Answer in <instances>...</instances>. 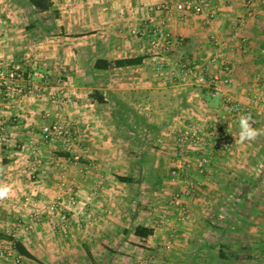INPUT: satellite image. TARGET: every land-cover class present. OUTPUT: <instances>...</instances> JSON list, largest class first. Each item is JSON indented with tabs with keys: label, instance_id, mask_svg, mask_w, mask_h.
<instances>
[{
	"label": "crops",
	"instance_id": "1",
	"mask_svg": "<svg viewBox=\"0 0 264 264\" xmlns=\"http://www.w3.org/2000/svg\"><path fill=\"white\" fill-rule=\"evenodd\" d=\"M51 1L57 16L54 18L52 31L47 33L46 23L52 20L50 13L43 15L28 13L30 23L42 19V26L36 25L31 28L29 23L23 29H19L21 28L19 26L14 29L6 27L5 19L10 16V13L5 11L7 1L0 0V23L6 27L0 32V67L15 65L26 71L41 67L37 69L42 70L46 76V82L42 84L38 80L35 81L41 84H37V87L43 88L41 101L35 98H23L27 101L19 102L21 104L15 102L13 108L8 112H4L2 108L0 111L10 135L18 137V142L14 140L15 144H10V148L15 145L19 148L25 147L28 142L35 141L37 136L34 130L41 128L45 122L42 119H46V121L60 120L71 129H76L78 148L86 151L87 155H83L80 159L82 165L86 164L85 167L78 166L79 171H71L72 173L69 174L71 177V174L74 173L75 182L82 186L75 208L67 206V211L71 209V211L77 210L79 213V216L75 213V224H71L69 230H75L82 245L86 243L89 246V248L82 247L86 250V253L82 250L83 253L94 258L95 252L91 248L92 244L104 239L124 242L127 237V233L124 234V231L115 228L113 232L114 235H118L117 238H112L113 234L110 233H105L100 238L96 228V220L100 219L102 207L104 208L106 205V209H114L116 205L119 206L120 199L125 207L126 201L131 197L129 186H127L129 184L120 182L118 176L131 178L133 173H138L134 175L136 177L135 183H133L135 184L134 189L145 191L147 189L144 188L147 185L146 180L150 178L151 174L145 167L146 154H142V151L147 153L145 149L147 128L143 130L145 134L142 140L141 136L128 139L131 146L136 147L135 144H138L141 149L138 157L136 156L137 152L132 149H129V154L125 153L128 149L127 140L119 138L121 131L124 133L126 131L134 132L138 127L137 122L134 124L130 122L131 117L128 115L142 114L146 109V98L155 90H163L167 83L178 87V94H174V96L176 100L181 101L179 107L175 109L174 113L178 118L173 119V124L180 119L202 123L210 118L215 111L224 115L225 113L221 111L223 99H229L239 104L241 101L243 102L246 97L251 95L244 85L255 78L260 69H264V0H254V10L248 14L244 0H219L218 5L209 2L211 4L210 12L215 14L214 20H210L207 13L194 15L191 12L175 11L173 6L177 0ZM162 2H170L171 10L168 13L154 15L149 12L152 6ZM251 15L252 18H250ZM153 18L154 24L163 22L165 30L174 38H183L184 44L175 46L167 54L158 57L150 56L147 53V39H137L131 36L130 32L132 30L147 31L153 26L151 22ZM234 33H238L237 37L241 39L236 38ZM85 49L92 51L89 59L79 56ZM37 50H39L38 54L29 58L30 55L27 51L36 52ZM53 51L57 52L59 58H55L57 54L54 55ZM95 51L96 53H94ZM74 53L79 57L75 58L72 55ZM129 58H143V60L137 66L113 68L107 71L97 70L93 67L98 59L112 62ZM214 58L217 64L212 66L211 60ZM193 63L204 69L202 78L197 74L189 76L183 73V69L192 66ZM225 63L231 68L232 84L222 86L221 92L215 93L212 77L214 74L222 76V65ZM55 67H59L58 74H56ZM156 71L161 72L157 73ZM165 71L166 73L163 74ZM5 89L8 90V98H1L0 105L6 100L8 101L10 93L13 92L12 87H5ZM60 90L64 93L63 103L59 102L56 97ZM94 92H99L103 100L99 101ZM255 110L254 117L252 116L253 119H251L252 125L257 129L264 130V125L261 126L264 124V107ZM119 113L125 115L126 121L120 120ZM133 116L136 118V115ZM141 119L139 118V121ZM15 121L20 122L21 125L15 127ZM238 123L234 122L233 126L231 124L232 134L235 132L234 126ZM141 127L139 125V129H142ZM103 132L107 136H100V139L92 136L94 133ZM234 139L235 144L232 151L228 154L215 155L212 166L207 172L187 174L189 183L194 182L199 185V189H196L198 192L195 196H185L184 207L187 208L188 215L184 223H178V215L172 216L175 219L174 223H177L174 228L176 231L178 230L174 241V263L172 264H185L186 258L189 260V264H194L197 261L199 250L196 246L198 244L191 233L196 227H202L206 220L207 224L219 226L215 215L213 213L211 215V212L216 211L219 207L237 205L239 201L235 196L247 194L245 204L251 208V217L256 216L255 211L259 210L260 204L264 207V134L257 136L255 140L244 143L239 142L238 134H235ZM21 142H23L22 145L19 144ZM123 143L125 144L123 145ZM12 151H9V153L12 152L11 155L9 154L10 156L4 155V151L0 154L3 155V159H15V151ZM44 154L46 151H43ZM69 160V157L57 159L66 168L70 166ZM42 161L46 165L50 163L46 157L42 158ZM156 162L166 165L168 168L166 174L169 177L172 166L171 158L163 155L156 156ZM105 167L106 170L103 169ZM137 167H139V171L136 172ZM45 168L47 169V167ZM87 168H90L89 170L92 172L87 171ZM122 168L125 172L123 175L117 173ZM100 172L108 174L107 179H110L111 185H107L106 190H102L101 197L105 200H101L103 203L94 211L83 202L84 191H89L88 186L99 177ZM46 173L40 172L39 174L42 176L38 175L44 178L43 185L31 186L27 191L29 195L38 196L39 199L36 202L39 206L42 202L40 196L49 194L52 189L48 184L51 181L52 173ZM85 174L91 175V177L85 176ZM154 174L160 175L159 172H154ZM4 175L0 173V179L3 176L8 179V187L11 191L7 198L0 199V228L1 225L15 228V179L18 176H15V168L11 173L7 172ZM154 186L159 188V185ZM186 188V182L179 181L175 191L184 192ZM127 191L130 194L126 193ZM23 194L26 193H20L21 196ZM260 195H263V203L259 200ZM108 196L110 198L107 199ZM122 226L125 228V223ZM153 239H155L153 235L148 238L151 241ZM198 240L207 248L208 244H213L212 241Z\"/></svg>",
	"mask_w": 264,
	"mask_h": 264
},
{
	"label": "rangeland",
	"instance_id": "2",
	"mask_svg": "<svg viewBox=\"0 0 264 264\" xmlns=\"http://www.w3.org/2000/svg\"><path fill=\"white\" fill-rule=\"evenodd\" d=\"M6 1L7 4L5 5V11L7 13H10V16L5 19V26L10 29H14L16 26L21 27L19 29H23L28 26V24L30 23V18L28 17L29 11L26 0H21L19 2L18 0ZM206 1L215 5L219 0ZM245 9L248 14L253 12L254 7L251 10L247 6H245ZM250 18H252V15L250 16ZM3 26L4 24L2 25L0 23V32L3 28H6L5 26ZM234 35L236 36V38H240L237 37L238 33H234ZM183 42H185L184 39ZM27 52L30 55L29 58H33L32 56L36 53L38 54L39 50H37L36 52ZM52 53L54 55L57 54V52L54 51ZM90 53H92V51H87L85 49L83 54L79 56H83V59H89ZM94 53H96V51ZM40 54H42L41 51ZM72 55L75 58L79 57L75 56V53ZM57 57L59 58L58 54L55 56V58ZM216 64L217 63L215 62L214 64H212V66ZM37 68L40 69L41 67ZM55 68L57 69L56 74H58L59 67ZM39 69L37 70L43 73V71ZM159 72L161 71H158L157 73ZM165 73L166 71L163 72V74ZM211 75L213 74L211 73ZM173 79L174 78L172 77V81ZM57 80L58 77L56 81ZM37 84L40 85V83ZM173 85L174 84L167 83V85L164 86L165 88L163 90H155L154 93L149 95L146 98V109L144 112L141 111V115H128L131 117L130 122L132 124L137 122L138 127L136 126V131H126L125 133L122 131L120 132L121 135L119 138L122 140H127L126 144L128 149L125 153H128L129 149H132L137 152L136 156L138 157L141 149L138 147V144H135L136 147L134 145L131 146L128 142V139H134L135 137L138 138L141 136L140 138L142 140L145 134V131L143 130L147 128V136L145 138L147 139V144L145 146L147 153L142 152V154H146L145 167L148 168V171H150L151 174L149 175L150 178L146 180L147 185L144 186V188L146 187L147 189H145V191H142V189H134L135 184L133 183H135L136 180V177H134V175H137L138 173H133V177L131 176L133 183L127 185L129 186L128 188L130 190H128L132 195L129 191L126 192L129 193L131 197H129V200L126 201L125 207L123 206V201H121V199L120 201H118L120 202L119 206L116 205L114 209H106V205L104 208L102 207V211L100 212L99 216L100 219L96 220V228L98 236L100 238L104 236L103 234L105 233H110L111 235L113 234L112 238H117L118 235H114L115 233L113 232L115 228H119V230H122V232L124 231V234L129 232V234L132 235L127 234L126 240L124 242L118 240L109 241L107 239H104L103 241H98L95 244H90L92 250L95 252L94 258H91L83 253V251L86 253V250L82 247L85 246L89 248V246L86 245V243L82 245L80 239L76 236L75 230H69V228H71V224H75V213H77L78 216L79 213L77 210L71 211L70 209L67 211V206L69 208H75V206L77 205V198L80 195L79 192L82 191V186H80L79 183L75 182L76 180L74 178V173L71 174V177L69 174L75 171H79L78 166L83 168L86 165H82L80 163L81 158L77 161L75 157L80 156V154H82V151L84 153V156L87 155L86 151L78 148L76 139V136L78 134L76 129H71L67 126L68 130L72 132L73 135V146L70 152L64 150V147L61 143L62 140L57 142H43L39 136L40 128L39 130L35 129L37 130H34L37 137L35 138V141H33L35 144V148L40 152V165L34 164L33 157H31L30 154L31 150L29 149L28 145L20 148L16 147V145L12 148L9 147L10 144H15L14 140L17 141L18 137L11 136L10 132L7 130L8 137L4 142L0 143V153L4 151V155L6 154V156H10L13 152L12 150H14L15 159H5L8 164H3V155L0 154V173H3V175L7 172L11 173L12 169L15 168V176H18L15 179V228L13 226L1 225L0 234L12 238V240L21 241L22 243H24L28 250L37 259V261H33L21 256L23 264L174 263V241L178 234V230L176 231V229L174 228L177 223H174L175 219L172 218V216L178 215V223H184L188 215L187 208L184 207L185 196H195L198 190H196L195 193L183 196L184 198L181 208H176L170 205L171 197L175 192V189L178 187L179 180H174L170 178V176L167 177L166 172L168 168H166V165L162 162H156V156L163 155L164 157L172 158L174 148V134L183 123V121L180 119L176 121L175 124H173V119L178 118V116L174 113L175 109L179 107L181 102L180 100L175 99L176 97L174 96V94H178V87ZM244 86L247 90H249V92H247L251 95L246 97L243 102L241 101V103L239 104L238 102L229 99L227 100H229L232 105L238 104L241 108L248 110L251 114V119H253L254 112L256 111L255 109L264 107V69H260L259 73H257V76L255 78H252L251 81ZM25 98L28 99L29 96L27 95L25 96ZM17 104L21 103L17 102ZM133 115H136V118ZM224 115L229 119L230 116H228L227 114ZM139 118H142L141 121H139ZM128 119L127 122L129 121ZM42 121L48 122L46 121V119H42ZM20 125V122L15 123V127H19ZM139 125L142 126V129H139ZM233 125L234 123L232 124V126ZM263 125L264 124H262L261 126ZM234 131V134L231 133L233 136H235V134H238L239 132V123L234 126ZM92 136L100 139V136L103 137L107 135L103 132L96 134L94 133ZM23 142L19 144L22 145ZM27 144H29V142ZM124 144L125 143H123V145ZM46 145L50 146L46 148ZM9 151L12 152L9 153ZM43 151H46V154L43 155ZM119 151L124 152L122 150ZM62 153L70 156V166H67V168L65 165L61 164V162L57 161L58 158H64L63 156H61ZM45 157L48 158V162H50L47 163V165L42 161V158L45 159ZM127 166L129 167V165ZM136 166H138V164ZM45 167H47V169ZM89 169L90 168H87L86 170L91 171ZM103 169L106 170V167ZM121 171L119 170L117 171V173H120L122 175L125 174V172H123V168L121 169ZM137 171H139V167L136 168V172ZM40 172L52 173L50 177L51 181H49L48 183L52 189L49 194L40 196V198H42L40 199L42 201L41 206H39L36 202L39 199L37 198L38 196L29 195V193L27 192L31 188V186H40L45 183L44 178L39 177L42 176L41 174H39ZM154 172H159L160 175L156 176ZM100 173L99 177L93 180L90 183V186H88L89 191H84L85 197L83 202L87 207L94 211L97 210L99 205L103 203L101 200H105L103 199V197H101L102 190H106L107 185H111L109 183L110 179H107L108 174ZM4 176L0 179V186L9 185L8 179H5ZM85 176L91 177V175L86 174ZM158 181H160V184L156 183ZM192 183L196 189H199V185L195 184L194 182ZM62 184H64V186H62ZM154 185H159V188ZM68 187L73 188L72 192H67ZM20 193L26 194H23L21 196ZM137 194L140 195V197H138ZM108 198L110 197L108 196L107 199ZM118 198L121 197L118 196ZM118 198L115 199L117 200ZM44 199H46V201H44ZM262 199L263 195H260L259 200L261 201V203H263ZM63 200H65V202H63ZM52 206L55 208L54 211H51L49 209ZM229 210H231L229 209V207L224 206L219 207L216 211L213 210L211 212V215L213 213L215 215V219H217L218 221L217 223H219L218 228H225V220H232L233 225H231L230 227V232H227L224 236H221L219 233L214 232L212 229L210 230V228L206 226L207 220L206 222H204V225L202 227H196L191 233L197 240L196 244H198V246H196V248H198L199 250V255L196 257L197 261H195L194 264H264L263 205L260 204L259 210L255 211L256 216L258 215V217L250 216V214H252V211L247 204H245V211L239 210L238 212L234 213L232 211L230 212ZM91 212H89V214H91ZM68 213L70 214V216ZM164 218H168L169 220V226L167 227H163L161 224V221ZM242 221H245L246 224H243ZM123 223H125V228L122 226ZM80 224L82 225L81 222ZM138 224H144L148 228H152L153 236L155 237V239L151 241L148 239L142 240L137 238L131 230ZM182 233L185 234V232ZM112 238L109 237V239ZM198 239L212 241L213 244L222 242L226 248L225 250H227L228 248L227 251H229L230 254L233 253L238 257H231L226 262L222 263V261L216 258L217 249H209L207 247H204L203 243L198 242ZM9 242L10 241L8 239H0V251L11 253L13 256L18 255L13 249V245ZM201 245L202 248H200ZM0 264H12V261L8 259V261L6 262L0 259ZM185 264H189V260L187 258Z\"/></svg>",
	"mask_w": 264,
	"mask_h": 264
},
{
	"label": "built area",
	"instance_id": "3",
	"mask_svg": "<svg viewBox=\"0 0 264 264\" xmlns=\"http://www.w3.org/2000/svg\"><path fill=\"white\" fill-rule=\"evenodd\" d=\"M245 5L249 9H253L254 0H244ZM177 12H191L194 15H208L209 19L214 20L215 14L210 12V3L206 0H177L173 6ZM171 10L169 2H162L158 5H154L149 9L154 15L168 13ZM153 26L147 31L132 30L131 36L137 39H147L148 50L147 53L150 56L158 57L163 54H167L177 45H183V38H174L168 33L163 22L155 23L154 18ZM216 59L211 60V64H214ZM11 67H0V99L8 98V90L5 89L12 87L13 92L9 95V100L3 102L0 105V110L4 112L10 111L15 105V102H23L25 96L29 98H35L36 100H42L43 88L37 87L35 80H38L41 84L46 82V76L39 72L37 69H31L26 71L15 65ZM203 68L193 63L192 66L185 68L183 73L185 75L197 74L202 78ZM231 68L227 65H223L222 76L219 74L213 75L214 92L220 93L222 86H229L232 83L230 78ZM40 84V85H41ZM41 88V89H40ZM63 91H58L56 97L59 102L63 103ZM16 98V100H15ZM221 111L227 114L229 119L225 115H220L219 111L213 112V115L202 123L195 122L192 120L183 121L178 130L174 134V148L173 155L171 158V170L170 178L186 182V190L184 192L175 191L171 197L170 205L181 208L183 203V196L190 195L196 192V188L193 183L188 180L187 176L190 172H196L199 174L205 173L212 166L213 157L219 154H228L234 144L235 139L231 134L230 126L234 122H239L241 115H249V111L241 108L238 104L232 105L229 100L223 99L221 103ZM251 116V114H250ZM40 139L43 142H57L62 140L64 150L70 152L73 146L72 132H70L60 120L48 121L42 124L39 132ZM8 137L7 127L0 111V143L4 142ZM31 150V157L36 165H40V152L35 148L34 141H30L28 144ZM75 157L78 161L82 157ZM30 163V162H29ZM64 186V184H62ZM72 187L67 188V192H72ZM54 211L55 208L52 206L49 208ZM168 218H164L161 221L163 227L169 226ZM0 259L8 261L10 259L12 264H23L22 257L11 253H5L0 251ZM151 264V263H146Z\"/></svg>",
	"mask_w": 264,
	"mask_h": 264
},
{
	"label": "trees",
	"instance_id": "4",
	"mask_svg": "<svg viewBox=\"0 0 264 264\" xmlns=\"http://www.w3.org/2000/svg\"><path fill=\"white\" fill-rule=\"evenodd\" d=\"M21 0H18V2ZM27 6H28V11L32 14V15H43V14H47L50 13V18L52 19L51 22L46 23V26L48 28H46L47 33L51 32L53 29V23H54V18L57 16V12H55L53 10V3L51 0H26ZM42 19L41 21L38 22H34V23H30V27L33 28L36 25L42 26ZM50 30V31H49ZM143 58H129V59H121V60H115L112 62L107 61L106 59H98L95 61L94 63V69L97 70H102V71H107L113 68H125V67H131V66H137L139 64H141ZM95 97L99 100L102 101L103 97L102 95L99 94V92H94ZM103 103V102H102ZM107 103V102H105ZM124 114L119 113V118L122 121H126V118H124ZM147 141V140H146ZM151 141V140H150ZM144 152V151H142ZM61 156L63 157H70L67 154H61ZM3 164H8V162L4 159ZM118 180L120 182L126 183V184H130L133 183L132 178L130 177H118ZM251 184V183H249ZM248 184V185H249ZM246 193L242 194V195H237L235 196L237 198V201H239V203L237 205H232V206H228L230 212H238L239 210H243L245 211V202H246ZM237 207V208H236ZM245 219V218H243ZM226 224H225V228H218L217 225H211V224H207L206 226L210 228L214 231L219 233L221 236H224L227 232H230V227L231 225H233L232 220L227 219L225 220ZM218 222V221H217ZM243 224H246L245 221H242ZM133 234L139 238V239H148L149 237H151L153 235V230L151 228H147L144 225H137L136 227L132 228ZM129 232H127L128 234ZM0 239H8L12 245H13V249L15 250V252L19 255L22 256L23 258L29 259V260H33V261H37V259L33 256V254L28 250V248L25 246L24 243H22L21 241H16V240H12V238L1 235L0 234ZM208 248L209 249H217V253H216V258L219 259L220 261L226 262L228 259H230L231 257H235L237 258L238 256L233 254V253H229L228 248L227 250H225V246L223 245L222 242H218V244H208Z\"/></svg>",
	"mask_w": 264,
	"mask_h": 264
},
{
	"label": "clouds",
	"instance_id": "5",
	"mask_svg": "<svg viewBox=\"0 0 264 264\" xmlns=\"http://www.w3.org/2000/svg\"><path fill=\"white\" fill-rule=\"evenodd\" d=\"M261 134H264V130L253 127L250 114L239 117L238 140L240 143L255 140ZM10 191L11 189L8 186H0V199L7 198Z\"/></svg>",
	"mask_w": 264,
	"mask_h": 264
}]
</instances>
